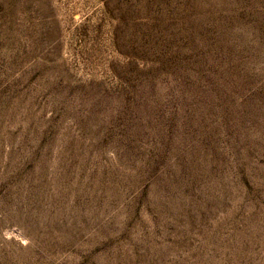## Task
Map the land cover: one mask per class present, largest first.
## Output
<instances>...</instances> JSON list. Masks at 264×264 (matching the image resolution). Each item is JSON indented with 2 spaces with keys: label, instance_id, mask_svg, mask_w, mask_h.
Segmentation results:
<instances>
[{
  "label": "rangeland",
  "instance_id": "obj_1",
  "mask_svg": "<svg viewBox=\"0 0 264 264\" xmlns=\"http://www.w3.org/2000/svg\"><path fill=\"white\" fill-rule=\"evenodd\" d=\"M0 264H264V0H0Z\"/></svg>",
  "mask_w": 264,
  "mask_h": 264
}]
</instances>
